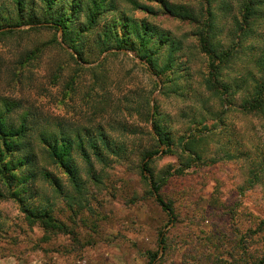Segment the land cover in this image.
I'll use <instances>...</instances> for the list:
<instances>
[{"label":"rangeland","instance_id":"374dc122","mask_svg":"<svg viewBox=\"0 0 264 264\" xmlns=\"http://www.w3.org/2000/svg\"><path fill=\"white\" fill-rule=\"evenodd\" d=\"M23 1L19 16L14 0H0V24L23 22L0 35V98L11 102L12 118L27 113L32 123L39 173L37 194L28 203L46 204L65 230H46L26 217L0 176V264H148L151 253L152 264L264 261V111L240 105L264 81V0H253L247 22V0H106L115 10L104 16L121 14L140 30L165 32L178 44L167 70L166 49L156 60L162 76L149 72L131 50L99 51L102 21L86 33L87 62L81 63L93 68L79 66L71 56L76 51L55 42L62 40L60 31L29 29L26 22L34 10L41 14L42 4ZM201 35L216 51H231L215 80L227 86L223 98L203 82L210 59L201 50ZM35 48L40 52L33 53ZM147 107L169 139L168 153L155 142ZM98 124L127 150L107 155L105 162L93 160L89 173L73 151L82 181L76 189L63 168L47 160L36 134L48 125L66 131ZM189 138L202 140L200 158L187 161L182 143ZM155 148L162 151L143 159ZM147 161L171 214L156 201L151 178L143 177ZM261 167L255 180L252 172ZM40 170L57 179L58 189Z\"/></svg>","mask_w":264,"mask_h":264},{"label":"trees","instance_id":"16d2710c","mask_svg":"<svg viewBox=\"0 0 264 264\" xmlns=\"http://www.w3.org/2000/svg\"><path fill=\"white\" fill-rule=\"evenodd\" d=\"M42 5L41 14L32 12L30 15L29 23L31 26L29 29L39 28H53L60 31L62 34V40L56 43L59 47L62 43H66L68 47L73 48L76 51V55H72L75 62L83 68H93L82 66L81 62H87L83 56L85 52L84 46L89 42L87 38V31L99 26L102 21L101 27L97 32L98 34V47L99 51L103 52L107 49H115L113 54L123 53L126 54V50H131L135 56L140 59V64L144 65L152 74L156 73L161 75L163 67L168 69L172 63L173 54L178 47L177 43L170 40L168 34L162 31L148 30L147 28L140 30L139 26L134 21H130L127 18H122L121 14L116 18L113 14L110 17L104 16V11L113 12L115 6L113 4L105 3L106 0H74L73 4H67V0H38ZM59 1H63L60 4ZM82 2L83 5L79 4ZM8 5L13 6L12 2L7 1ZM14 4L18 8V15H23L24 1L14 0ZM254 1L247 0L243 6V20L247 22L250 16L254 12ZM81 12L83 19L76 21L74 16H78ZM23 22L9 21L6 24H0V35H7L14 31H17V25ZM209 27V24H208ZM211 28V27H209ZM151 33L148 35V33ZM47 42L42 43L41 46ZM201 50L205 52L210 61L208 63L209 71L208 77L204 79L206 85L219 97L223 98L227 86L216 84L215 80L218 78L220 66L223 63L228 62L231 51H216L207 42L204 35L200 36ZM166 49V59L163 62V67L158 68L156 60L159 55ZM40 52V48H35L34 52ZM171 68V67H170ZM167 75V74H166ZM168 81H172L169 76ZM175 79V78H174ZM173 79V80H174ZM264 81L255 91V95L248 103L240 104L244 110L250 111H264ZM148 105V104H147ZM13 109L11 108V102L4 97L0 98V176L3 177L7 188L11 189L10 194L18 199L22 210L26 213V217L33 222H38L40 225L50 231H64V225L56 220L49 211L46 204H40L38 206H31L28 203V197H35L37 191L33 188L34 180L37 178L39 169L37 170V151L34 143L30 140L29 132L32 129V123L28 118L27 113H21L15 118L10 116ZM148 118L152 116L153 124L156 131L155 142L157 146H165L163 154L170 151V142L166 135L159 129V125L154 120L155 113L149 112L148 107L145 111ZM47 125V124H46ZM53 126V127H52ZM45 126L40 128V132L37 133V141L42 144V151L45 153L47 160L52 163H57L69 177L70 182L74 188L79 189L82 181L78 177V168L74 166L71 153L77 151L79 157L85 162L87 168L86 173H89L93 168V160L98 162H105L107 155L120 156L124 154L127 147L124 144H114L111 136L107 135L106 130L100 124L91 126V128H77L73 127L66 131L64 128L54 127V125ZM113 124H109L112 127ZM35 130V129H34ZM56 130V131H55ZM69 130H73L69 132ZM90 130H97V132H91ZM110 130H112L110 128ZM202 138L198 140H185L184 150L188 151L187 161L200 158L197 146ZM75 144V145H74ZM162 151L161 148L147 150L143 153V159H150L155 153ZM148 162L142 164L143 171L148 172V175L143 173L144 178H151V191L155 195L156 201L159 205L166 210L168 214H171L170 205L163 200V198L157 193L159 190V184L153 180L152 173L148 168ZM73 164V165H72ZM189 166V162L186 163ZM257 169V168H256ZM256 172H252L253 178L258 179L259 172H262V167L257 169ZM183 171V168L179 172ZM41 172V175L51 182V185L58 189V181L48 171ZM258 172V174H257ZM253 184L254 181H251ZM2 192L0 190V196ZM163 241L161 238L160 241ZM156 254L151 253L148 264H152ZM257 264H264L263 260H259Z\"/></svg>","mask_w":264,"mask_h":264},{"label":"water","instance_id":"95a60500","mask_svg":"<svg viewBox=\"0 0 264 264\" xmlns=\"http://www.w3.org/2000/svg\"><path fill=\"white\" fill-rule=\"evenodd\" d=\"M59 40H60V38H59ZM145 174H146V175H148V173H147V172H145Z\"/></svg>","mask_w":264,"mask_h":264}]
</instances>
